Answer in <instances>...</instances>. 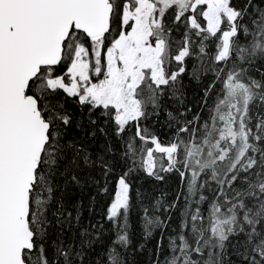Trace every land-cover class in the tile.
Instances as JSON below:
<instances>
[{
    "label": "snow or ice",
    "instance_id": "snow-or-ice-1",
    "mask_svg": "<svg viewBox=\"0 0 264 264\" xmlns=\"http://www.w3.org/2000/svg\"><path fill=\"white\" fill-rule=\"evenodd\" d=\"M0 264H264V0H0Z\"/></svg>",
    "mask_w": 264,
    "mask_h": 264
}]
</instances>
